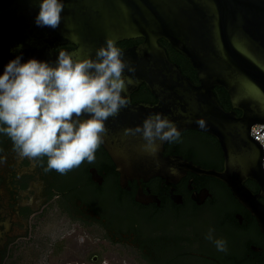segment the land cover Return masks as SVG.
<instances>
[{
  "label": "water",
  "instance_id": "1",
  "mask_svg": "<svg viewBox=\"0 0 264 264\" xmlns=\"http://www.w3.org/2000/svg\"><path fill=\"white\" fill-rule=\"evenodd\" d=\"M62 2L61 24L52 29L35 24L40 0H0V75L17 56L21 63L36 59L54 65L60 51L74 58H95V50L105 45L108 37L116 43L142 38L122 49L123 59L136 69L135 84L128 93H122L128 95L129 107L105 122L108 134L102 145L121 181L169 173L170 167L162 161L163 144L153 158L140 151L144 142L140 135H123L125 128L142 125L150 113H163L179 131L200 129L219 140L225 172L202 170L191 162L179 168L225 180L233 196L255 216L264 234V203L260 200L264 198V150L250 135L253 124L264 123V0ZM159 39H165L188 59L197 83L169 59ZM65 44L74 46L62 47ZM124 75L132 74L125 69ZM141 84L155 101L131 100L132 92ZM214 87L226 91L230 109L220 104ZM234 109L241 113L238 115ZM86 118L87 114L81 117ZM200 119L204 127L196 123ZM247 178L256 181L257 192L244 184Z\"/></svg>",
  "mask_w": 264,
  "mask_h": 264
},
{
  "label": "flooded vegetation",
  "instance_id": "2",
  "mask_svg": "<svg viewBox=\"0 0 264 264\" xmlns=\"http://www.w3.org/2000/svg\"><path fill=\"white\" fill-rule=\"evenodd\" d=\"M149 93L139 85L131 100L153 102ZM180 132L182 142L162 148L163 163L179 176L124 181L103 145L95 162L62 175L44 172L47 157L38 158L43 167L19 157L0 133V264H264L258 221L225 180L179 168L191 162L225 172L219 140L200 129ZM244 184L259 190L251 178ZM209 229L227 252L206 239Z\"/></svg>",
  "mask_w": 264,
  "mask_h": 264
},
{
  "label": "clouds",
  "instance_id": "3",
  "mask_svg": "<svg viewBox=\"0 0 264 264\" xmlns=\"http://www.w3.org/2000/svg\"><path fill=\"white\" fill-rule=\"evenodd\" d=\"M62 0H40L35 24L56 29L61 24ZM76 39V37H71ZM125 69L132 75L125 76ZM135 67L123 59V51L114 38L95 50V58H74L60 51L54 65L21 57L11 60L0 75V133L13 142V150L21 158H29L44 172L55 170L67 174L85 160L93 163L96 150L108 134L106 121L128 108L129 87L135 84ZM87 114L88 118L81 119ZM200 127L203 119L197 120ZM125 137L140 135L144 141L140 151L155 158L161 145L182 142L177 125L163 113H150L133 128H125ZM6 162L0 157V163ZM159 160H156L159 167ZM171 175L178 169L169 168ZM209 229L206 239L219 252H227L224 239H214Z\"/></svg>",
  "mask_w": 264,
  "mask_h": 264
},
{
  "label": "trees",
  "instance_id": "4",
  "mask_svg": "<svg viewBox=\"0 0 264 264\" xmlns=\"http://www.w3.org/2000/svg\"><path fill=\"white\" fill-rule=\"evenodd\" d=\"M142 40V38H130V39H124L116 43V45L124 49L130 45L139 43ZM159 43L166 49L168 57L171 61L176 62L182 71L183 74L189 76L195 83H197V77H196V72L195 69L191 66L190 62L188 59L180 54L177 50H175L165 39H159ZM73 44H65L62 47H73ZM61 46H58V48ZM140 86L145 87L144 84H141ZM214 92L217 96V99L219 100L220 104L223 105L224 108L229 107V102H228V96L226 94V91L222 87H214ZM152 94L151 92L148 94L147 99L154 101L151 99ZM228 103V105H226Z\"/></svg>",
  "mask_w": 264,
  "mask_h": 264
},
{
  "label": "built area",
  "instance_id": "5",
  "mask_svg": "<svg viewBox=\"0 0 264 264\" xmlns=\"http://www.w3.org/2000/svg\"><path fill=\"white\" fill-rule=\"evenodd\" d=\"M264 126V123H255L250 127V135L257 139L263 146L264 150V129L259 132ZM262 166L264 168V155L262 159Z\"/></svg>",
  "mask_w": 264,
  "mask_h": 264
},
{
  "label": "rangeland",
  "instance_id": "6",
  "mask_svg": "<svg viewBox=\"0 0 264 264\" xmlns=\"http://www.w3.org/2000/svg\"><path fill=\"white\" fill-rule=\"evenodd\" d=\"M114 262V261H113ZM117 264H121L120 262H118ZM124 264H127L126 262Z\"/></svg>",
  "mask_w": 264,
  "mask_h": 264
}]
</instances>
